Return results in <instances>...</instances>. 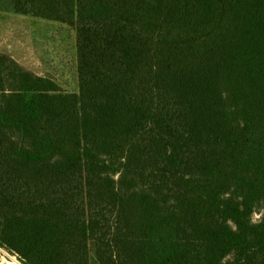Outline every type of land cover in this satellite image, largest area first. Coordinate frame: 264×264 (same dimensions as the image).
I'll return each instance as SVG.
<instances>
[{
    "label": "trees",
    "instance_id": "16d2710c",
    "mask_svg": "<svg viewBox=\"0 0 264 264\" xmlns=\"http://www.w3.org/2000/svg\"><path fill=\"white\" fill-rule=\"evenodd\" d=\"M9 2L78 90L0 52V256L264 264V0Z\"/></svg>",
    "mask_w": 264,
    "mask_h": 264
},
{
    "label": "rangeland",
    "instance_id": "374dc122",
    "mask_svg": "<svg viewBox=\"0 0 264 264\" xmlns=\"http://www.w3.org/2000/svg\"><path fill=\"white\" fill-rule=\"evenodd\" d=\"M0 52L41 76H55L63 88L78 90L75 33L54 22L18 15L9 0H0ZM0 264H20L0 256Z\"/></svg>",
    "mask_w": 264,
    "mask_h": 264
}]
</instances>
